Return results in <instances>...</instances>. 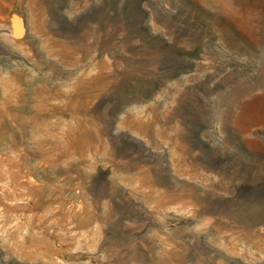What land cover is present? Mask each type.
<instances>
[{
	"label": "rangeland",
	"instance_id": "1",
	"mask_svg": "<svg viewBox=\"0 0 264 264\" xmlns=\"http://www.w3.org/2000/svg\"><path fill=\"white\" fill-rule=\"evenodd\" d=\"M0 264H264V0H0Z\"/></svg>",
	"mask_w": 264,
	"mask_h": 264
}]
</instances>
